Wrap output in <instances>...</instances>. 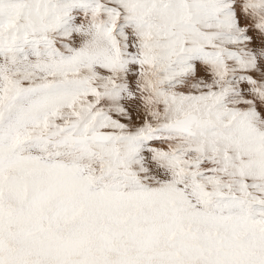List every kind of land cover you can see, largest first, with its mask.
Here are the masks:
<instances>
[{
	"label": "snow or ice",
	"instance_id": "6c2138e0",
	"mask_svg": "<svg viewBox=\"0 0 264 264\" xmlns=\"http://www.w3.org/2000/svg\"><path fill=\"white\" fill-rule=\"evenodd\" d=\"M0 264H264V0H0Z\"/></svg>",
	"mask_w": 264,
	"mask_h": 264
}]
</instances>
